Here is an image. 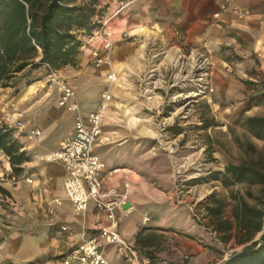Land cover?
Returning <instances> with one entry per match:
<instances>
[{"label": "crops", "instance_id": "obj_1", "mask_svg": "<svg viewBox=\"0 0 264 264\" xmlns=\"http://www.w3.org/2000/svg\"><path fill=\"white\" fill-rule=\"evenodd\" d=\"M127 1L100 0L98 3L104 15L111 18L114 28L113 48L100 52L110 59L109 64L96 67L92 62L93 48L102 46L101 40L94 38L81 49L76 66L67 65L57 70L71 79L70 82L66 78L75 87L78 110L70 111L59 105L60 93L55 84H52V94H56L52 95L49 90L36 107L26 105V126L42 132L29 140L14 131V137L29 156L58 149L78 118L85 120L97 109L109 72H119L129 57L135 56L144 38L141 32L144 27L160 29L164 37L171 35L182 43L202 47L215 62H226L219 57L224 50L241 56L243 59L238 63L258 70L259 62L260 70L264 69V0H132L126 4ZM144 31L145 38L147 32H151L152 39L153 34L157 35L156 31ZM80 38L84 39L83 34ZM39 69L50 79L45 66ZM115 91L125 96L121 90ZM118 119L117 112L109 107L105 125L117 123ZM95 149L107 164L106 186L119 190L125 183L131 186L130 211H118L120 231L151 259L152 264H225L231 254L242 251L264 235L263 225L252 239L240 243L238 239L243 233L235 224L230 232L218 231L216 214L208 208L216 207V199L220 197L197 195L193 188L179 190V181L183 179L180 176L186 169L182 164L162 174L151 166L146 167L141 158L127 154L125 143L114 149L121 151L117 155L111 154L109 144L101 140ZM23 167V172L15 174L0 151V175L25 174L33 180L17 185L9 179L0 181L5 190L0 191V219L8 223V231L0 239L1 264H46L49 258L67 253L97 227L106 224L104 216L98 220L93 204L85 216L74 212L73 204L66 198L64 183L68 174L61 163L29 160ZM6 197L18 202L23 210L10 205ZM54 198H62V204L53 203ZM227 206L231 211V202ZM226 207L221 219L230 216ZM145 214L151 217L146 224L142 222ZM63 226L68 229L63 230ZM229 233L231 237L225 241L223 236ZM225 248L231 249L230 252L220 253ZM106 249L112 264H124L113 245Z\"/></svg>", "mask_w": 264, "mask_h": 264}, {"label": "rangeland", "instance_id": "obj_2", "mask_svg": "<svg viewBox=\"0 0 264 264\" xmlns=\"http://www.w3.org/2000/svg\"><path fill=\"white\" fill-rule=\"evenodd\" d=\"M144 29L157 32L146 48L143 47L147 42ZM141 32L144 38L137 46L135 56L131 55L124 67L114 74L117 81L108 80L101 90L100 98L104 91L111 92L110 108L120 118L117 123H106L101 142L109 144V152L114 155L121 153L114 149L125 143L127 154L141 158L146 167L151 166L157 173L168 174L174 165L182 164L186 169L179 183L187 185L184 189L193 188L197 195L216 194L227 203L233 202V193L244 195L250 204H258L259 198L264 200L261 185L224 186L221 174L219 179L211 177L213 170L223 172L229 163L259 161L264 157V140L255 137L244 126L246 117L264 115V69L260 70V63H257L258 70L251 69L237 62L243 59L241 56L224 50L219 57L226 62H215L202 47L182 43L171 35L164 37L160 29L144 27ZM147 33L152 38L151 32ZM175 49L183 56V70V64H173L165 58L166 50ZM194 51L210 62L206 71L208 84L203 88H196L194 78L187 77ZM154 68L157 71H152ZM61 77L71 82L66 74ZM13 82H16L15 86L0 85L1 107L14 103L25 112L26 105L36 107L43 94L49 90L52 94V83L46 72L39 68H28ZM116 89L125 96H119ZM152 96L154 98L149 99ZM66 122L67 119L64 124ZM248 144H253L256 151L250 150ZM45 153L37 152L29 156L30 160L41 161L40 157ZM12 174H5L0 181L11 180ZM16 177L20 182L30 178L25 174ZM248 191L253 196H249ZM259 206L264 205L259 203ZM226 208L230 213L229 206ZM6 225L7 221L0 219V239L8 231ZM230 250L225 248L220 253Z\"/></svg>", "mask_w": 264, "mask_h": 264}, {"label": "trees", "instance_id": "obj_3", "mask_svg": "<svg viewBox=\"0 0 264 264\" xmlns=\"http://www.w3.org/2000/svg\"><path fill=\"white\" fill-rule=\"evenodd\" d=\"M100 0H0V85L15 86L18 74L48 66L54 70L67 65L76 66L84 39L100 25L97 18L104 15L98 7ZM244 126L255 137L264 140V115H252L244 119ZM256 151L253 144H248ZM22 144L14 137V130L0 126V151L8 156L15 174L23 172V164L30 160ZM224 186L238 183L261 185L264 192V157L259 161L244 160L229 163L224 171H214L213 179ZM0 191H5L0 186ZM249 196H253L248 191ZM230 216L221 219L227 202L216 199V207L209 211L216 214L217 229L230 232L234 224L243 233L240 243L252 239L263 229L264 200L250 204L244 195L232 194ZM232 217V218H231ZM231 233L224 235L228 241ZM225 264H264V235L240 252L231 254Z\"/></svg>", "mask_w": 264, "mask_h": 264}, {"label": "built area", "instance_id": "obj_4", "mask_svg": "<svg viewBox=\"0 0 264 264\" xmlns=\"http://www.w3.org/2000/svg\"><path fill=\"white\" fill-rule=\"evenodd\" d=\"M131 1L128 0L126 4ZM97 20L100 25L92 31V34L84 37L81 49L87 44H91L94 38L101 40L102 46L93 48L91 53L92 62L96 67H99L110 63V59L102 56L100 52L101 49L109 51L113 48L114 28L111 18L106 15L98 17ZM45 67L49 72L50 82L56 85L60 93L59 105L70 111L78 110L75 87L66 78H62L57 70L46 65ZM114 74L113 72L108 74V79L112 83L117 81V76ZM111 100V92L104 91L97 109L85 120L78 118L73 130L60 143L58 149L49 151L40 157L41 161L59 162L64 166L68 174L64 183L65 194L73 204L76 214L85 216L89 212L90 205L93 204L98 220L101 221L103 216L106 220V224L97 227L81 243L73 246L67 253L49 258L46 264H112L106 249L109 245L115 247L118 257L124 264H152L151 259L143 255L134 242L120 231L118 211L124 210L125 213L130 211L131 207L128 204H130L132 193L131 186L129 183H125L122 190L106 186L107 164L95 149L104 132L105 111L110 107ZM0 126L17 131L29 140L39 137L42 133L39 128L26 126L24 112L16 108L14 104L5 105L0 109ZM7 159L9 161L8 156ZM3 179L4 175H0V180ZM10 181L17 185L20 179L11 176ZM32 181L31 178H27V182L31 183ZM186 187L187 185L181 182L179 190ZM6 200L14 208L23 210L22 206L11 197H6ZM52 202L60 205L62 198H54ZM150 220L149 214H145L142 222L146 224ZM62 229L67 230L68 228L63 226Z\"/></svg>", "mask_w": 264, "mask_h": 264}, {"label": "bare ground", "instance_id": "obj_5", "mask_svg": "<svg viewBox=\"0 0 264 264\" xmlns=\"http://www.w3.org/2000/svg\"><path fill=\"white\" fill-rule=\"evenodd\" d=\"M146 37H147V42L144 44L143 46L144 48H146L148 41L152 39L150 36V33H147ZM164 55H165V58L168 59L173 64L179 63L180 66L183 64L182 70L185 68V62H182L183 56L180 55V52L178 49L168 50V51L166 50L164 52ZM191 65H192L191 70L187 71V77L194 78L196 88H203L206 84H208L206 71L209 69L210 62L208 61V59L204 58V56H201L199 53L194 51L192 54ZM152 71H157V68H154ZM150 84H154V83L151 82ZM153 98L154 96L150 97L149 99L152 100ZM107 110L108 109H106L105 111V117H106Z\"/></svg>", "mask_w": 264, "mask_h": 264}]
</instances>
